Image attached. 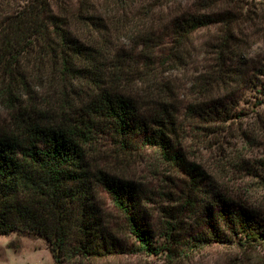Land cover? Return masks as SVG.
<instances>
[{
    "label": "trees",
    "instance_id": "obj_1",
    "mask_svg": "<svg viewBox=\"0 0 264 264\" xmlns=\"http://www.w3.org/2000/svg\"><path fill=\"white\" fill-rule=\"evenodd\" d=\"M11 1L0 0V103L14 109L9 123L0 122V234H41L57 262L115 254L122 246L104 193L122 218L121 227L138 237L143 250L172 254L173 221L161 227L163 242L153 240L140 182L112 168L113 161L117 165L154 147L191 177V187L200 175L207 179L203 165L188 156L185 127L216 130L225 123L229 110L222 94L246 76L227 68L228 38L219 37L217 58L196 79L198 98L181 112L177 87L163 79L164 72L191 62L195 32L241 24V16L211 5L202 11L206 2H195L194 10L178 5L165 27L170 38L143 30L125 52L111 49L109 37L123 28L124 11H132L135 0ZM141 3L138 10L153 16L155 4ZM250 21L260 33L261 21ZM35 87L43 91L35 93ZM258 144L262 156L228 159L230 170L246 167L257 178L249 184L256 193L235 197L225 183L221 191L214 187L197 212L204 222L197 242L244 252L264 246V141Z\"/></svg>",
    "mask_w": 264,
    "mask_h": 264
},
{
    "label": "rangeland",
    "instance_id": "obj_2",
    "mask_svg": "<svg viewBox=\"0 0 264 264\" xmlns=\"http://www.w3.org/2000/svg\"><path fill=\"white\" fill-rule=\"evenodd\" d=\"M141 1L155 4L152 8L153 16L150 14L147 17L138 10ZM17 2L23 3L24 0H15V4ZM195 2L209 3L203 6L202 11L205 6L211 5L216 9L239 14L241 24L222 23L198 30L191 36L189 43L191 62L182 68L164 72L163 79H170L177 87L181 112L198 98L197 80L205 72L206 64L213 57L217 58L221 47L219 37L228 38L225 46L228 53L227 68L231 71L236 69V73L242 74L241 78L246 76L231 91L222 94L229 110L225 123L215 127L216 130L206 129L204 125L187 124L185 127L184 143L188 156L203 165L207 179L203 181V175H200V182L195 188L191 187V177L184 170L165 162L159 150L154 147H147L141 154L128 157L125 161L120 159L117 165L115 160L112 166L118 171L123 169L127 178L140 182L146 197L142 208L147 221L154 228L153 240L163 242L165 238L161 234V227L166 221H173V237L169 242L172 254H168L167 250L158 254L143 250L138 237L128 228L121 227L122 218L112 206L110 197L102 193L105 207L111 213V227L122 246L119 252L82 260L75 257L70 260L64 258L57 262L52 256L50 241L45 236L11 231L0 234V264H243L242 261L245 264H264V246L246 253L232 245L200 243L195 237L204 227L197 212L203 209V201L214 187L221 191L225 183L235 197L244 193H256L249 184L257 182V178H253L245 170L246 167L238 171L232 166L230 170L228 159L240 155L245 160L252 161L263 155L262 146L258 143L264 141V72L260 70L264 68V0H135L132 11L123 9L126 13L123 28L118 32L115 29L110 32L111 49L127 52L133 45L135 36L147 29L156 35L164 34L163 37L167 40L170 35L165 27L174 17L175 8L181 6L184 10H194ZM7 10L9 8L3 9L2 13ZM251 19L261 21L260 33H254V22ZM27 71L34 74L36 69ZM230 76L234 78L233 75ZM42 91V88L35 87V93L40 94ZM13 112L14 109L0 103V122L9 123ZM253 136H260L258 142H252ZM248 188L250 192L247 191ZM165 210L173 213L175 218L165 216Z\"/></svg>",
    "mask_w": 264,
    "mask_h": 264
}]
</instances>
